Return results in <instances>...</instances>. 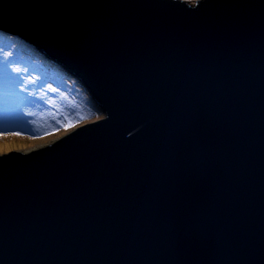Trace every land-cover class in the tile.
Masks as SVG:
<instances>
[{
    "label": "water",
    "instance_id": "1",
    "mask_svg": "<svg viewBox=\"0 0 264 264\" xmlns=\"http://www.w3.org/2000/svg\"><path fill=\"white\" fill-rule=\"evenodd\" d=\"M0 32L104 113L0 152V264H264V0H0Z\"/></svg>",
    "mask_w": 264,
    "mask_h": 264
},
{
    "label": "rangeland",
    "instance_id": "2",
    "mask_svg": "<svg viewBox=\"0 0 264 264\" xmlns=\"http://www.w3.org/2000/svg\"><path fill=\"white\" fill-rule=\"evenodd\" d=\"M0 37L5 41L9 40V37L15 38L13 41L21 49L19 52L17 48L12 47V51L9 52L0 45V58L3 62L0 64V72L3 73L0 120L8 123L0 122V152L17 148L24 151L31 150L48 144L85 123L86 121L66 130H59L61 124H54V127L48 128L47 131L38 129L48 126L58 117L66 116L69 111L73 113L80 108L86 110L87 107L85 108L82 100L90 99L99 112L98 116L104 115L84 85L69 75L62 65L53 63L34 46L19 37L3 32H0ZM20 58L26 64L19 62L10 64L8 61V59ZM21 82L27 91L21 90ZM76 118L78 117L73 119Z\"/></svg>",
    "mask_w": 264,
    "mask_h": 264
},
{
    "label": "trees",
    "instance_id": "3",
    "mask_svg": "<svg viewBox=\"0 0 264 264\" xmlns=\"http://www.w3.org/2000/svg\"><path fill=\"white\" fill-rule=\"evenodd\" d=\"M14 39L15 38L9 37V40H11V41H9V40L5 41L4 38L0 37V45H1V47L7 49L9 52H11L12 51V47H14V48H17L19 50V52H21V49L19 48L18 44L13 41ZM0 61L2 62L1 58H0ZM8 61L10 62V64L12 62H19V63L26 64L24 62V60L21 59V58L18 59V60H16V59H8ZM62 68L64 70H66L64 67H62ZM66 71H67V73L69 75L74 77L72 75V73H70L68 70H66ZM82 102L85 104V108L87 107L86 110H82V108H80L78 111L73 112V113H70V111H69L66 116L58 117V118H56L55 121L50 122V124L48 126L38 127V129L47 131L48 128L54 127V124H57V125L61 124L59 130L60 129L61 130H66L67 128H69L71 126H75V125H78L80 123H83V122L89 120L90 118H92V116H98L99 112L95 108V105L94 104L92 105V102H91L90 99L82 100ZM79 114H81V115L79 116ZM75 117H78V118L73 119ZM66 119H69V120H66ZM0 122L8 124L6 121L0 120ZM28 125H30V127L33 128V126L31 124H28ZM43 132H45V131H43ZM43 132H40V133H43ZM40 133H38V134H40Z\"/></svg>",
    "mask_w": 264,
    "mask_h": 264
},
{
    "label": "snow or ice",
    "instance_id": "4",
    "mask_svg": "<svg viewBox=\"0 0 264 264\" xmlns=\"http://www.w3.org/2000/svg\"><path fill=\"white\" fill-rule=\"evenodd\" d=\"M2 63H3V62H0V64H2ZM2 74H3V73L0 72V105H2V103H3V82H2ZM20 87H21V90H22V91H27V89L24 88L22 82H21Z\"/></svg>",
    "mask_w": 264,
    "mask_h": 264
},
{
    "label": "clouds",
    "instance_id": "5",
    "mask_svg": "<svg viewBox=\"0 0 264 264\" xmlns=\"http://www.w3.org/2000/svg\"><path fill=\"white\" fill-rule=\"evenodd\" d=\"M4 33V32H3ZM12 36V35H11ZM28 43V42H27ZM29 44V43H28ZM31 45V44H30ZM33 46V45H32ZM36 48V47H35ZM37 49V48H36ZM38 50V49H37ZM40 51V50H39ZM41 52V51H40ZM42 53V52H41ZM45 57H47L44 53H42ZM48 58V57H47ZM48 59H50V58H48ZM51 61H53V62H55V63H57V61H55V60H52V59H50ZM59 65V64H58ZM62 67H64V66H62ZM65 68V67H64ZM66 69V68H65ZM67 70V69H66ZM71 73V72H70ZM73 75V74H72ZM74 76V75H73ZM75 77V76H74ZM76 78V77H75ZM77 79V78H76ZM78 80V79H77ZM81 83V82H80ZM89 93V92H88Z\"/></svg>",
    "mask_w": 264,
    "mask_h": 264
}]
</instances>
